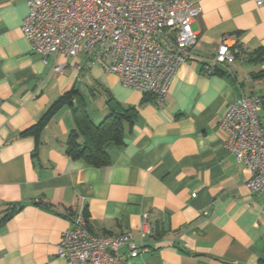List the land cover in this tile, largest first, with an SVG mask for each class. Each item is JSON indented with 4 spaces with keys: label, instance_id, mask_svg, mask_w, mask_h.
Listing matches in <instances>:
<instances>
[{
    "label": "crops",
    "instance_id": "0c3cea01",
    "mask_svg": "<svg viewBox=\"0 0 264 264\" xmlns=\"http://www.w3.org/2000/svg\"><path fill=\"white\" fill-rule=\"evenodd\" d=\"M186 1L200 10L191 24L197 41L157 104L100 65L88 68L81 54L49 55L44 62L21 32L26 0H0V222L6 217L0 264H65L58 245L79 213L94 235L130 232L139 254L126 264H259L264 258V193L248 188L219 126L240 97L264 101V6ZM225 38L237 50L234 64L206 73L203 61ZM56 65L63 70L54 71ZM68 91L84 96L94 124L108 114L109 97L137 110L108 166L91 167L64 153L74 127L67 109L50 120L37 144L21 136ZM89 102L98 103L92 115ZM259 117L264 130V107Z\"/></svg>",
    "mask_w": 264,
    "mask_h": 264
},
{
    "label": "built area",
    "instance_id": "2783aa9c",
    "mask_svg": "<svg viewBox=\"0 0 264 264\" xmlns=\"http://www.w3.org/2000/svg\"><path fill=\"white\" fill-rule=\"evenodd\" d=\"M256 7L264 0H252ZM28 13L21 32L44 62L49 55H83L88 68L100 65L121 84L162 103L183 63L192 58L197 35L191 24L200 10L186 0H26ZM228 38L203 61L211 74L234 64L237 50ZM64 65H56L61 72ZM262 99L242 96L230 104L219 126L227 133L224 148L248 175L252 192L264 193V130L259 117ZM264 212V208H263ZM63 231L57 256L65 264H126L138 256L130 232L117 236L94 235L81 213L72 216ZM141 217V227L147 224ZM126 249L119 254L120 249Z\"/></svg>",
    "mask_w": 264,
    "mask_h": 264
},
{
    "label": "trees",
    "instance_id": "16d2710c",
    "mask_svg": "<svg viewBox=\"0 0 264 264\" xmlns=\"http://www.w3.org/2000/svg\"><path fill=\"white\" fill-rule=\"evenodd\" d=\"M264 55V51L261 52ZM260 74L255 76L259 78ZM150 97L144 94V98ZM262 99V107L264 101ZM108 114L98 124H94L87 112L84 96L78 91H68L54 101L39 120L21 133V136H31L36 144L50 120L61 110H69L74 127L69 131L65 141L64 153L72 160H83L91 167L108 166L112 159L111 149H121L124 146L125 125L128 129L138 117L137 110L132 106H123L113 98L106 100ZM6 219L4 217L3 221ZM0 222V225L2 224ZM264 264V258L259 260Z\"/></svg>",
    "mask_w": 264,
    "mask_h": 264
},
{
    "label": "rangeland",
    "instance_id": "374dc122",
    "mask_svg": "<svg viewBox=\"0 0 264 264\" xmlns=\"http://www.w3.org/2000/svg\"><path fill=\"white\" fill-rule=\"evenodd\" d=\"M89 105H90V107H89V111H90V113H91V115L93 114V113H95V111H96V105L98 104L97 102H89L88 103Z\"/></svg>",
    "mask_w": 264,
    "mask_h": 264
}]
</instances>
